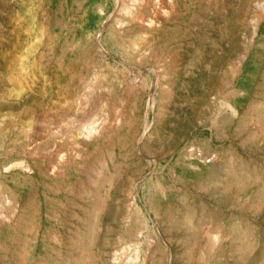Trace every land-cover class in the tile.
Wrapping results in <instances>:
<instances>
[{
    "label": "rangeland",
    "instance_id": "1",
    "mask_svg": "<svg viewBox=\"0 0 264 264\" xmlns=\"http://www.w3.org/2000/svg\"><path fill=\"white\" fill-rule=\"evenodd\" d=\"M136 249L264 264V0H0V264Z\"/></svg>",
    "mask_w": 264,
    "mask_h": 264
},
{
    "label": "bare ground",
    "instance_id": "2",
    "mask_svg": "<svg viewBox=\"0 0 264 264\" xmlns=\"http://www.w3.org/2000/svg\"><path fill=\"white\" fill-rule=\"evenodd\" d=\"M148 1L150 0H147V3ZM157 4V3H156ZM160 6V4H157L156 5V8H158ZM135 22H137L138 24H143V21L145 19V13H144V10H140L139 12L136 13L135 17ZM148 26L151 27L153 24H154V21L152 20H149L148 21ZM102 127V125H94L92 127H89L88 126L86 127V134L89 135L91 134L92 132H95V131H98L100 128ZM127 247H123L121 248L120 250H117L116 253H115V259L117 262H121L125 256V253L127 251ZM138 251L137 249L134 250V257L133 258H128L127 261L125 262V264H135L136 261L138 260Z\"/></svg>",
    "mask_w": 264,
    "mask_h": 264
}]
</instances>
